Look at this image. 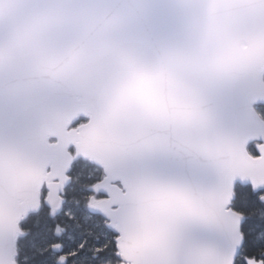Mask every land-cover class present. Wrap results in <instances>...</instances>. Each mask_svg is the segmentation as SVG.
Instances as JSON below:
<instances>
[{
	"label": "snow or ice",
	"instance_id": "snow-or-ice-1",
	"mask_svg": "<svg viewBox=\"0 0 264 264\" xmlns=\"http://www.w3.org/2000/svg\"><path fill=\"white\" fill-rule=\"evenodd\" d=\"M0 264H264V0H0Z\"/></svg>",
	"mask_w": 264,
	"mask_h": 264
}]
</instances>
